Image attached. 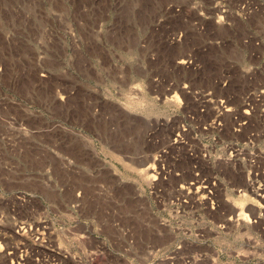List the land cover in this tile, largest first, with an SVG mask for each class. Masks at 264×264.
<instances>
[{
  "label": "rangeland",
  "instance_id": "1",
  "mask_svg": "<svg viewBox=\"0 0 264 264\" xmlns=\"http://www.w3.org/2000/svg\"><path fill=\"white\" fill-rule=\"evenodd\" d=\"M0 264H264V0H0Z\"/></svg>",
  "mask_w": 264,
  "mask_h": 264
},
{
  "label": "built area",
  "instance_id": "2",
  "mask_svg": "<svg viewBox=\"0 0 264 264\" xmlns=\"http://www.w3.org/2000/svg\"><path fill=\"white\" fill-rule=\"evenodd\" d=\"M183 63V64H182ZM187 63V64H186ZM181 64L182 65H187L186 67L188 68V69H190L189 67H193V68H195V66L192 64V62L190 61V60H184V61H182L181 62ZM189 65V66H188Z\"/></svg>",
  "mask_w": 264,
  "mask_h": 264
}]
</instances>
